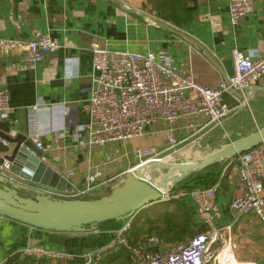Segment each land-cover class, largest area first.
I'll return each instance as SVG.
<instances>
[{"label":"crops","instance_id":"1","mask_svg":"<svg viewBox=\"0 0 264 264\" xmlns=\"http://www.w3.org/2000/svg\"><path fill=\"white\" fill-rule=\"evenodd\" d=\"M254 6L232 27L227 0H0V39L25 41L49 33L60 44L37 63L0 50V88L7 89L10 106L0 120L10 125L13 134L39 135L47 147L42 160L72 183L73 190L88 188L85 197L77 198L106 195L139 163L136 149L151 151L145 157L163 153L161 159L166 160L187 159L190 153L208 150L195 156L196 161L264 127V76L253 95L241 98L239 107L222 125L208 123L207 115L199 113L173 123L159 121L140 137L92 143L82 128L89 119L86 105L95 74L91 49L152 51L158 61L169 63L178 74H191L199 84L216 87L233 72L234 47L244 53L264 52V0H254ZM70 71L74 72L72 77L67 76ZM226 100L236 104L229 96ZM171 140L175 141L172 145ZM261 147L264 152V144ZM238 167L234 157L207 167L219 173L216 201L222 211L221 224L230 222L227 205L241 194ZM92 174L98 178L89 187L84 177ZM184 192L177 189L174 196L142 208L138 211L143 213L141 219L147 216L146 208L165 210L171 206L169 198L174 197L191 209V227L202 229L195 205ZM249 217L256 216L252 212L242 215V219ZM99 234L87 230L53 232L0 215V264H82L79 255L97 246L83 242L67 245L58 238ZM130 240L136 239L130 235ZM30 245L69 252L73 257L33 259L19 255ZM106 256H114L110 264L121 257L128 259L123 249Z\"/></svg>","mask_w":264,"mask_h":264},{"label":"built area","instance_id":"2","mask_svg":"<svg viewBox=\"0 0 264 264\" xmlns=\"http://www.w3.org/2000/svg\"><path fill=\"white\" fill-rule=\"evenodd\" d=\"M227 1L232 27L255 8L254 0ZM59 47L58 40L49 33L25 41L0 39V50L21 54L25 62L31 63L41 61ZM91 53L95 74L86 105L89 119L82 128L87 130L92 143L140 137L159 121L173 123L181 117L199 113L207 115L208 123L222 125L239 107L241 98L246 100L253 95L258 81L264 76V52L250 50L244 53L237 47L231 51L233 72L222 78L216 87L199 84L191 74H178L169 63L158 61L152 51L143 54L93 46ZM73 75V71L67 73L68 77ZM227 96L236 104L227 102ZM33 109H37V105ZM9 110V93L6 88H0V119L5 118ZM28 137L36 148L46 150L38 134ZM169 143L172 145L175 141ZM150 152L136 149L138 164L146 161L145 155ZM234 159L239 165L237 185L241 194L227 205L230 222H219L222 211L217 205L216 194L220 181H215L207 187L184 192L193 201L202 224V229L185 244L166 249L152 233L131 241L134 215L122 220L115 230L101 231L95 226L87 229L90 233L109 232L112 236L104 245L84 250L79 255L82 264H99L106 255L119 249L127 252V264H234L232 225L248 212L264 223V152L261 145L255 146L237 154ZM9 166V162H4L0 169L8 170ZM97 178L96 174L87 175L84 183L90 187ZM87 189L67 192L42 188L55 198L70 199L85 194ZM164 198H168L167 192ZM19 255L33 259L73 257L72 253L46 250L39 245L24 247Z\"/></svg>","mask_w":264,"mask_h":264},{"label":"water","instance_id":"3","mask_svg":"<svg viewBox=\"0 0 264 264\" xmlns=\"http://www.w3.org/2000/svg\"><path fill=\"white\" fill-rule=\"evenodd\" d=\"M262 144L264 127L194 162L147 159L129 169L122 181L113 184L110 191L101 197L55 198L42 188L70 192L74 189L72 183L42 160V151L28 136L11 133L10 125L0 120V166L4 162L10 164L8 170L0 169V215L53 232H83L92 226L101 231L115 230L122 220L134 216L149 204L165 199L169 184ZM161 168L167 170L157 177L156 170ZM175 169L179 170L178 175L173 174ZM23 191L32 195L26 196Z\"/></svg>","mask_w":264,"mask_h":264},{"label":"rangeland","instance_id":"4","mask_svg":"<svg viewBox=\"0 0 264 264\" xmlns=\"http://www.w3.org/2000/svg\"><path fill=\"white\" fill-rule=\"evenodd\" d=\"M246 112L249 113V110L246 109ZM235 136V135H232ZM227 140V139H225ZM206 150V149H205ZM203 151L199 154H193L190 153L187 157V159H184L188 162H194L195 156H202L204 155L208 150ZM163 155H154V156H146L145 159H155L154 161H168L166 159H161V156ZM165 156V155H163ZM162 156V157H163ZM164 158V157H163ZM201 158V157H200ZM179 159V158H177ZM176 160V159H175ZM153 161V160H151ZM174 161V160H170ZM217 163V162H215ZM213 164V163H212ZM167 169L161 168L157 169V177L161 174H163ZM192 173V172H191ZM190 174V173H189ZM187 176V175H186ZM183 179V178H182ZM179 182V181H178ZM177 182V183H178ZM175 184H170L168 186L167 194L168 197L174 196L175 192L177 189L174 187H178V185ZM171 186V187H170ZM183 190V189H180ZM186 191V190H183ZM83 197H85L83 195ZM150 210V208H146L145 214L151 218V219H156V217H159V214L164 212L163 208H158ZM174 208V205L171 204L169 206V210H172ZM143 215V213L141 214ZM244 215V214H243ZM145 218V217H143ZM142 218V220H143ZM146 222V220H145ZM148 224H144V228L141 229L140 235H146L149 233L156 234L159 239L161 240V245L166 248H175L179 245L185 244L188 239H190L199 229H193V227H190L191 232H185V233H180L176 229H169L168 225H160V224H150L151 229H147L146 227ZM158 226L159 228H157ZM161 234H160V233ZM77 233V232H75ZM161 236H160V235ZM80 235V234H77ZM232 238L235 244L234 248V253H235V261H233L234 264H264V223L261 222L257 217H249L246 219H242V215L236 220V222L232 225ZM125 251V250H124ZM126 252V251H125ZM127 254V252H126ZM128 255V254H127ZM107 257V256H106ZM106 257L103 258V260L99 264H105V259ZM243 261V262H241ZM245 262H251V263H245ZM128 259L120 258L119 261L115 262V264H127Z\"/></svg>","mask_w":264,"mask_h":264},{"label":"trees","instance_id":"5","mask_svg":"<svg viewBox=\"0 0 264 264\" xmlns=\"http://www.w3.org/2000/svg\"><path fill=\"white\" fill-rule=\"evenodd\" d=\"M205 166L201 169H198L183 179H181L176 185L178 187H174L175 189H183L189 191L193 188H203L213 184L218 178V171L215 169L207 168ZM175 185V186H176ZM168 205L173 204L174 208L169 210L168 208L164 210V212L159 214L156 219H151L148 216L141 219L142 212H138L134 216L132 230H131V238L137 239L140 235L141 229L144 228V224H148L147 229H151L150 224H160V225H168L169 229H176L180 233L191 232L190 227L192 223V212L191 209L185 205L183 202L176 198H169L167 201ZM146 220V222H145ZM159 228L158 226H156ZM160 233V232H159ZM161 234V233H160ZM159 234V235H160ZM161 236V235H160ZM111 235L109 233L103 232L99 235H83V236H72V237H61L58 238V242H63L64 244H69L71 242L90 244L91 246H101L108 242ZM107 259V260H106ZM105 259V264H110L114 260V256L107 257ZM29 261L28 259H25ZM26 264V263H25Z\"/></svg>","mask_w":264,"mask_h":264},{"label":"bare ground","instance_id":"6","mask_svg":"<svg viewBox=\"0 0 264 264\" xmlns=\"http://www.w3.org/2000/svg\"><path fill=\"white\" fill-rule=\"evenodd\" d=\"M145 173V175H147L148 177L150 176L149 175V173L148 172H144ZM173 174H176V175H178L179 174V170L178 169H175L174 171H173ZM154 179V178H153ZM158 179V178H157ZM155 181H156V178H155ZM169 183H170V181H169ZM168 183V184H169ZM170 185V184H169ZM168 187V186H167Z\"/></svg>","mask_w":264,"mask_h":264}]
</instances>
